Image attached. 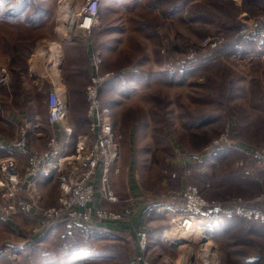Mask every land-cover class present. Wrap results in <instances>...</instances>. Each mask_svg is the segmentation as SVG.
I'll return each instance as SVG.
<instances>
[{"label":"rangeland","instance_id":"obj_1","mask_svg":"<svg viewBox=\"0 0 264 264\" xmlns=\"http://www.w3.org/2000/svg\"><path fill=\"white\" fill-rule=\"evenodd\" d=\"M21 1L26 11L18 15ZM82 2L71 0L66 8V0L4 1L13 13L0 12V158L14 152L7 144L15 140L21 121H31L29 146L37 138L46 143L52 79L72 85L73 142L88 131L85 88L98 52L100 72L108 74L101 103L119 136L123 172L117 178H126L129 164L144 188L133 194L145 196L140 214L148 232L144 255L151 264H204L198 247L191 250L184 239L167 238L183 235L171 224L168 208L174 207L184 181L182 173L169 178L165 171L190 170L187 181L211 200L232 203L264 194V167L244 174L236 165L239 148H207L224 133L239 147L264 145V38L243 35L234 42L248 17L264 10V0L243 5L240 0H102L89 35L73 23ZM237 20L241 25L234 30ZM208 36L217 41L215 47L204 45ZM38 121L41 137L35 135ZM49 181L58 183L56 173L44 184ZM116 191L122 197L131 194ZM234 214L226 213L224 224L205 240L213 253L208 264H264V223ZM22 215L0 227V264H132L138 254L132 236L61 220L49 225L40 241L41 234L30 237L37 219L29 217L23 228ZM5 246L10 250L4 252Z\"/></svg>","mask_w":264,"mask_h":264},{"label":"built area","instance_id":"obj_2","mask_svg":"<svg viewBox=\"0 0 264 264\" xmlns=\"http://www.w3.org/2000/svg\"><path fill=\"white\" fill-rule=\"evenodd\" d=\"M101 2L83 0L79 4L80 11L77 18L73 19L79 33L91 34L99 18ZM238 30L240 35L235 37L245 35L251 39L264 38V10L248 17V21ZM203 43L215 47L217 41L208 36ZM191 53L192 56L196 55V51ZM93 61L95 71L85 88L88 131L77 134L75 143L73 138L76 128L69 120L68 93L66 88L58 84V79H52V88L46 100L49 135L44 148L30 150L31 124L25 121L17 124V136L11 147L17 153L27 155V163L22 166L14 155L0 158V218L8 220L20 214L35 216L37 223L32 226L30 237L41 234L51 223L60 220L86 226H98L107 220H120L130 226L138 242V254L132 264H151L144 255L148 232L135 221L136 212L145 196L129 194L122 197L111 183L112 174L117 175V178L123 172V166L119 163V136L109 109L101 103V89L108 74L100 72L98 52L93 53ZM2 71L6 72L7 77V69L3 67ZM40 124L38 121L34 126ZM236 144L224 133L207 148H239L242 155L236 165L243 169L244 174H253L256 169L264 167V145L239 147ZM54 173L59 183L57 203L46 205L40 190V176ZM181 173L184 186L173 198L175 205L168 208V216L171 224L178 227L188 240L183 236L181 238L187 243L193 242L195 249L198 247L202 251L204 264L212 261L213 253L207 242L224 224L226 213L230 211L247 220L264 221V209L259 206L264 194L247 199L239 197L232 203L211 200L202 195L196 184L187 181L190 170L165 171L169 178H178ZM102 202L119 207L110 208ZM228 203H231L230 207ZM197 238L200 240L196 241Z\"/></svg>","mask_w":264,"mask_h":264},{"label":"crops","instance_id":"obj_3","mask_svg":"<svg viewBox=\"0 0 264 264\" xmlns=\"http://www.w3.org/2000/svg\"><path fill=\"white\" fill-rule=\"evenodd\" d=\"M240 5H243V0H240ZM244 9V8H242ZM243 11V10H242ZM241 11V12H242ZM73 74L74 76H77V75H80L77 71L73 70ZM67 82V81H66ZM58 84L61 85V84H64L68 87L67 90V93H68V97H69V105H70V108H71V103H72V94H71V88H72V85L70 84V81H68L67 83L65 82H60V80L58 79ZM65 86V87H66ZM50 88H52V81L50 83ZM28 109H29V105H28ZM23 120V119H22ZM28 122L30 123L31 121L28 120ZM31 129V128H30ZM34 129H35V135H38L41 137V135H43V132L41 129H37L35 126H34ZM31 134V133H30ZM79 134V133H78ZM82 134V133H81ZM32 139V137H31ZM11 143L12 142H9V144H7V147L10 148L12 150V147H11ZM44 145H45V141L43 138H37L36 140H32L29 148L30 150H33V149H43L44 148ZM6 146V145H5ZM14 151V150H12ZM7 152V149H4L2 150V153H5ZM9 155H14L16 157H18V161L19 163L23 166L27 163V155H24V154H19L17 153L16 151L14 152H11ZM122 165V164H121ZM127 168L126 170L128 171L126 173V178H115L112 179V185L114 184L115 189L116 190H129V192L131 194H135V192H137L138 190H144V188L142 187V184H141V178L138 174V171L136 170H133V167L130 168V165L127 164ZM123 166V165H122ZM259 170V169H258ZM255 172H257V169L255 170ZM53 174L51 175H44L42 174L40 176V190L42 191L43 193V196H44V202L46 205H54L57 203V195H58V192H59V183L57 184H52L51 181L49 182H46V184H44V182L49 179V177H51ZM119 180H122L120 182H122V185L119 184ZM183 181V180H182ZM128 192V193H129ZM103 205H106L107 207H110V208H118L119 206L118 205H114V204H108V203H104L102 202ZM139 210V211H138ZM137 212H136V216H135V221L138 223V224H141L140 222V214L142 215L144 209L143 207L141 206L140 208H138ZM144 214V213H143ZM25 217L24 220H22L21 224H19V226H22L23 228H25L27 225H28V219L29 217H34L35 216H31V215H22ZM20 217V215H17V216H14L13 218L11 219H8V220H5V219H1L0 218V227L3 225V224H9L10 223H13L15 221L16 218ZM19 219V218H18ZM17 219V220H18ZM142 225V224H141ZM70 226V225H68ZM98 228L100 229H105L108 231V234L107 235H112L114 233H121L119 236H123V235H127L129 237L132 236V238L134 239V242L136 244V239L134 237V233L133 231L130 229V226L128 224H126L125 222L123 221H120V220H111V221H103V222H100L98 224ZM47 236V235H46ZM6 237V236H5ZM48 237V236H47ZM107 237V236H106ZM106 237H104L103 239L104 240H107ZM8 237H6L7 239ZM163 238L166 239V236L165 234L163 235ZM5 240V239H4ZM2 242V240L0 241V243ZM6 240L4 242V244H6ZM138 243V242H137ZM3 244V245H4ZM9 244H11L9 242ZM17 244H21V239H18L17 241ZM12 246V244H11ZM16 247H19L18 245ZM136 247H137V244H136ZM5 251H8L10 250V246H5ZM138 250V249H137ZM165 257V256H164ZM17 259V258H16ZM164 259L161 258V262L163 261Z\"/></svg>","mask_w":264,"mask_h":264},{"label":"trees","instance_id":"obj_4","mask_svg":"<svg viewBox=\"0 0 264 264\" xmlns=\"http://www.w3.org/2000/svg\"><path fill=\"white\" fill-rule=\"evenodd\" d=\"M4 1L5 0H0V12L2 13H5V17H7V16H9V15H12V13L13 12H9V10L8 9H6V6H5V3H4ZM248 0H243V3H246ZM19 9H21V13L20 14H18V15H23V13L26 11V8L23 6V2L21 1V2H19ZM240 7V6H239ZM241 7H240V12H241ZM234 19L236 18L237 19V16H236V14H235V16L233 17ZM241 25V22H240V20H237V22H236V24H235V28H234V30L235 29H237V28H239V26ZM244 38L243 37H239V38H234V42H236V43H240L242 40H243ZM234 214V213H233ZM234 215H236V217L238 216L239 217V215L238 214H234ZM246 222H248V223H255V222H258V223H260V224H262V223H264V221H259V220H245ZM51 224H53V223H51ZM50 224V225H51ZM49 227V226H48ZM263 228H264V226H262ZM46 231V230H45ZM44 231V232H45ZM250 231H253L254 233H255V231L253 230V229H249V232ZM43 232V233H44ZM257 232H259V230L257 231ZM256 232V233H257ZM43 233H41V235H40V237L38 238V239H40V241L42 240V238H44L45 237V234H43ZM43 235V236H42ZM262 258V257H261Z\"/></svg>","mask_w":264,"mask_h":264},{"label":"bare ground","instance_id":"obj_5","mask_svg":"<svg viewBox=\"0 0 264 264\" xmlns=\"http://www.w3.org/2000/svg\"><path fill=\"white\" fill-rule=\"evenodd\" d=\"M70 1L71 0H66V8L68 7V4L70 3ZM66 11H68V9L66 10ZM183 235L182 234H180L179 232H177V236H172L171 234H167V238L169 239V240H171V239H176V238H181ZM184 238V237H183ZM185 240H188V239H186V238H184ZM188 246H189V249H193L194 248V244H192L191 242H188ZM186 259H187V261L189 262L191 259H192V255H191V253L189 252L188 253V256H186Z\"/></svg>","mask_w":264,"mask_h":264}]
</instances>
